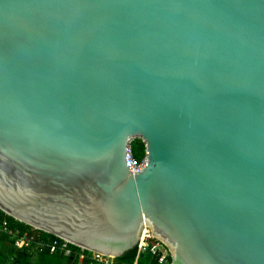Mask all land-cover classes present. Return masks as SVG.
<instances>
[{
	"label": "water",
	"instance_id": "obj_1",
	"mask_svg": "<svg viewBox=\"0 0 264 264\" xmlns=\"http://www.w3.org/2000/svg\"><path fill=\"white\" fill-rule=\"evenodd\" d=\"M0 211L114 259L149 228L172 264H264V0H0Z\"/></svg>",
	"mask_w": 264,
	"mask_h": 264
},
{
	"label": "built area",
	"instance_id": "obj_2",
	"mask_svg": "<svg viewBox=\"0 0 264 264\" xmlns=\"http://www.w3.org/2000/svg\"><path fill=\"white\" fill-rule=\"evenodd\" d=\"M127 163L131 172L135 173L146 165V160H138L134 157L132 149L127 155ZM0 234L10 238L16 249L27 251L33 256L40 254H49L51 256H62L65 259L73 258L81 264L85 260L91 264H114L115 259L104 255L87 251L83 248L74 246L60 238H43L27 231L12 229L6 221L0 220ZM144 254H150L156 260L157 264H168L171 253L169 249L158 239H156L151 230L146 228L142 239L137 247V261ZM137 261L135 264H137Z\"/></svg>",
	"mask_w": 264,
	"mask_h": 264
},
{
	"label": "trees",
	"instance_id": "obj_3",
	"mask_svg": "<svg viewBox=\"0 0 264 264\" xmlns=\"http://www.w3.org/2000/svg\"><path fill=\"white\" fill-rule=\"evenodd\" d=\"M131 149L136 159L140 161L145 159L146 146L140 139H136L131 142ZM0 220L6 221L9 227L12 229H20L22 232L27 231L36 235H41L43 238H49V237L55 238L54 236L35 230L23 223L16 221L12 217L7 216L2 211H0ZM38 256L42 258L45 256H49V254L45 253V254H40ZM33 257L34 256L27 251L14 248L12 240H10V238H8L3 234H0V264H31V260L33 259ZM58 257L65 259L62 256H58ZM65 260L69 264H79V262L73 258H68ZM136 261H137V248L128 252L127 254H125L120 258H116L114 264H135ZM33 264H44V263L42 262V260H40V262ZM81 264H91V262L85 260ZM137 264H157V262L154 259V257H152L150 254H144L142 257L138 259ZM168 264H172L171 256L169 257Z\"/></svg>",
	"mask_w": 264,
	"mask_h": 264
},
{
	"label": "rangeland",
	"instance_id": "obj_4",
	"mask_svg": "<svg viewBox=\"0 0 264 264\" xmlns=\"http://www.w3.org/2000/svg\"><path fill=\"white\" fill-rule=\"evenodd\" d=\"M40 260H42L44 264H69L65 259L51 255L42 258H40L38 255H35L31 260V264L40 262Z\"/></svg>",
	"mask_w": 264,
	"mask_h": 264
},
{
	"label": "crops",
	"instance_id": "obj_5",
	"mask_svg": "<svg viewBox=\"0 0 264 264\" xmlns=\"http://www.w3.org/2000/svg\"><path fill=\"white\" fill-rule=\"evenodd\" d=\"M9 246V245H8Z\"/></svg>",
	"mask_w": 264,
	"mask_h": 264
}]
</instances>
